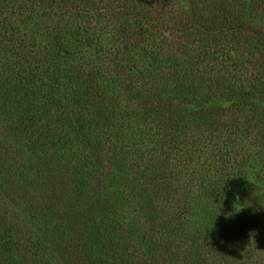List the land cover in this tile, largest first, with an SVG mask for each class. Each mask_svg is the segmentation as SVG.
Segmentation results:
<instances>
[{"label":"trees","instance_id":"trees-1","mask_svg":"<svg viewBox=\"0 0 264 264\" xmlns=\"http://www.w3.org/2000/svg\"><path fill=\"white\" fill-rule=\"evenodd\" d=\"M174 1L0 0V24H3L0 46H9L7 53L11 54L7 56L5 52L0 58V70L3 74L12 73L11 79H3L0 75V131L7 133L9 138L0 139V264H196L198 258L201 264H227V253L218 250L217 246L221 244L213 243L214 240L191 238L185 234L178 237L177 229L185 222L192 189L198 187V177L204 175L194 169L188 180L173 185L168 178L160 176L163 174H157L159 176L147 178L148 181L140 184L147 174L163 172L169 161L175 160L154 149L141 155L146 164L142 170L133 173L131 180L126 179L129 186L125 189L121 183L127 161L124 149L134 144L120 146L124 130L119 132L113 127L111 116L98 106L106 102L117 108V99L113 95H120L117 90L121 91L122 81H110L105 72L101 73L103 67L91 60V55L77 60L70 51H65L63 63L53 64L52 61L49 64L53 69L50 74H41L43 71L37 66L47 65L44 56L47 54L38 51L44 47L43 42L36 44L38 36L52 41L62 51L66 49L63 47L66 38L60 35L64 33L60 28L51 29L59 34L52 38L51 34H40L28 27L38 24L36 27L42 30V24H66L74 16L117 20L112 33H98L85 26L79 28L81 32L76 31L79 37L76 43L83 42L88 49H94L100 62L102 59L110 61L121 53L119 45L110 47L104 40L110 35L114 43L122 45V55L129 58L127 62H136L130 57L129 46L125 45L126 35L131 37L133 32L148 40L152 35L163 38L161 29L165 24L173 23ZM187 2L192 6L190 14L195 15V2ZM257 5L256 11L264 14L263 6ZM229 15L235 14L229 12ZM199 27L201 31L193 30L185 37H196L188 46L194 54L198 51L194 48L205 45L203 52L199 56L183 52L188 58L184 65L197 67L201 63L200 56L203 59L215 56L213 61L227 70L228 77L233 72L237 81L255 83L261 89L260 95L264 96V29L241 22L228 24L226 29ZM45 29L49 30L48 26ZM176 35L169 33L168 38L172 41ZM165 39L156 45L159 52L145 51L146 59L157 67L146 69V76L140 73L138 81L157 76L155 72H165L163 58L170 51ZM184 45L183 42V49ZM40 55L45 58L44 62L36 59ZM30 57L29 63L25 58ZM17 59L25 61V70H16L19 67L15 62ZM179 64L183 66L178 63L168 67L174 76ZM256 69L259 74H255ZM99 81H106L114 88H101ZM157 82L153 79L149 82L150 87L156 88ZM125 87L134 91L131 84ZM250 87L257 90L255 85ZM108 90H112V96ZM96 96L99 104L93 103ZM150 96L146 94V98ZM244 96L243 99H247ZM249 107L245 103L232 105L221 112V116L231 118L230 124L242 135L234 134V140L228 136L226 141L214 144L219 149L215 153L220 154L224 164H227L224 156L230 155L228 150L240 148L244 136L255 138L264 148V133L253 134L256 127L245 125V111L248 109L251 113ZM159 109L158 104L152 107L158 115L159 126L163 127L167 123ZM52 113L65 114V118L59 124L45 123L44 118ZM249 117L253 123L254 118L250 114ZM177 123L172 125V131L176 135L182 134L185 127ZM209 132L214 135L217 131ZM173 135L170 134L171 142H175ZM75 144L79 145L78 154ZM234 153L238 155L236 151ZM151 161L156 164L147 165ZM186 165L190 166L187 161ZM114 167L120 173L119 177L113 173ZM133 185L139 187V195ZM161 193L168 194L172 205L167 200L169 210L166 214L152 215L149 201L151 197L160 199ZM65 197L72 200L66 201ZM259 203L264 205V199ZM245 214L239 211L233 215L240 219ZM245 220L247 218L239 221ZM129 221L139 222L137 231H133ZM142 228L148 230L140 238ZM146 238L149 240L147 247L152 243L155 252L151 254L150 248L147 259L141 262L139 246ZM227 250L235 252V247L230 245Z\"/></svg>","mask_w":264,"mask_h":264},{"label":"rangeland","instance_id":"rangeland-1","mask_svg":"<svg viewBox=\"0 0 264 264\" xmlns=\"http://www.w3.org/2000/svg\"><path fill=\"white\" fill-rule=\"evenodd\" d=\"M192 1L195 2L196 14H193L195 17L190 14L192 6L188 5L187 0L174 1L176 4L175 14L171 16L173 23L165 24L161 29L160 35H164L163 38L158 39L155 35H152V39L148 40V38L145 39L133 32H131V37L126 35L125 45L127 44L130 48V57L136 60V62L130 63L127 62L129 60L128 56L122 55L124 49L120 42L115 41L114 43L110 35H106L104 40H107L110 47L113 44L119 45L121 52L119 57H112L110 61L102 59L100 62L94 49H88L83 42L81 44L76 43V40L79 39L76 31L79 28L85 26L91 30L95 29L98 33H112L116 26L114 22L117 20L78 19L74 16L70 20L72 21L71 24L70 21L66 24H42V30H40V27H36L38 24H29L28 27L33 28L36 32L51 34L52 38L58 37L59 34L51 32V29L60 28L64 32L60 35L66 38L63 45L66 49L62 51V49L55 47L52 41H47L45 37L38 36L36 44L39 42L44 44V47L38 49V51L48 55H44L46 56L47 65L44 67L40 64L38 66L34 65L41 68V71H43L41 74H50L53 69L50 68L49 64L52 61L53 64L63 63L65 51H70L74 53L73 55L77 60L81 57L88 58L91 55V60L99 64L98 66L103 67L101 73H106L110 81L121 80V91L117 90L120 95H113L117 99V108L113 103H111L112 106L106 102L99 104L97 96L94 98L95 102L93 103L99 104L98 106L103 107L105 112H108L111 116L110 124L114 125L113 127L119 129V132L124 130V138H120V146L131 147L134 144L131 148L124 149L127 161L123 167V170H125L124 179L121 181V183H124H122L123 187L127 189L129 185L126 179L131 180L133 173L142 170L145 166L146 160H141L143 153H147V151L151 153L152 150L159 149V153L171 155L175 160L169 161L166 170L164 168L163 172L153 173L152 175L147 174L145 178L141 179L140 184L143 185L147 178L151 179L159 176L157 174H163L160 176L168 178L173 182V185H179V183L185 182V179L190 178L189 174L194 169L207 177L206 179L204 176L198 177L200 179L199 185L196 189H192L191 199L187 203L185 222L180 229H177L178 237L185 234L191 238L214 240L213 243L221 244L217 246V249L227 253V256H225L227 264H264V205L259 203L264 199V148L255 141V138L244 136L240 148L235 147L228 150L230 155L224 156L227 161V164H224L223 161H220V154L215 153L219 150L218 147H214V144L226 141L228 136L234 140V134H239L230 124L231 118L221 116V112L226 111L232 105L236 107L238 104L245 103L251 106L249 107L251 113L248 109L245 111V125L257 128V130L256 128L253 130V134L258 133V131L261 134L264 133V96L260 95L261 89H258L255 83H241L237 81L233 72L228 77L226 75L227 70L220 66L218 62L213 61V58H216L215 56L207 59L200 56L201 63L197 67H191L184 65V61L188 62V58L183 54V52H186L199 56L203 52V46L205 45L194 48V50L198 49L194 54L188 46L196 37H185L191 34L193 30L201 31L199 26L209 29L216 27L226 29L228 24L241 22L242 24L257 25L264 29V14L256 11L257 4L262 5L264 8V0ZM229 12L235 15H229ZM2 25L0 24V28H2ZM45 26H48L49 30H46ZM79 31L81 32V29ZM169 33H176V39L170 41L168 38ZM115 35L117 36V33ZM201 37L206 38L205 36ZM164 39L165 45L167 44L170 49L168 55L163 58L165 72H155L158 77L151 76L146 81H138L137 78H141L140 73L146 76V69L153 70L157 67L156 64L154 65L149 62V59H146L145 51L159 52L160 50L156 48V45ZM197 39L199 38L197 37ZM182 41L186 45V47L184 45V49L182 48ZM206 43L203 42V44ZM8 50H10L9 46H0V58L3 57L5 52L7 56H10L11 54L7 53ZM68 57L70 58V56ZM36 59L41 62L45 61L42 55L36 57ZM25 60L30 63L32 59L30 57L25 58ZM167 60L172 65L183 63V66L179 64L180 67L177 69L178 73L175 76L168 70L171 64L167 63ZM15 62L19 65L17 71L20 68L26 69L25 61L17 59ZM194 62H197V60H194ZM254 72L259 74L257 69ZM0 75L3 79L12 78V73L3 74L1 70ZM160 78L165 79L161 80ZM153 79L158 81L156 88L150 87L149 82ZM125 80L128 81L125 83ZM100 84L101 88H114L106 81H99ZM130 84L134 88L133 92L130 89L126 90L129 87H125V85ZM251 85H255L257 90H252ZM108 91L109 95L112 96V90ZM146 94L151 95L149 99L146 98ZM244 95L247 96V99H243ZM250 96L252 97L249 98ZM63 104L67 105L66 103ZM157 104L161 107L159 110L162 113L163 121L167 123L163 127L159 126L158 115L152 110V107L157 106ZM249 114L255 120L253 123ZM64 118L65 114L52 113L44 118V122L59 124L61 119ZM209 122L211 123L208 124ZM175 123L184 125L185 128L182 134L176 135L175 131H172V125ZM208 125H212L213 128ZM121 126H124V128ZM211 130L217 132L211 135L209 132ZM2 132L0 131V139L9 140L7 133L4 132L3 134ZM171 133L174 134L175 142L169 141ZM239 136L242 135L239 134ZM78 147L79 145L75 144V153L77 154ZM235 151L238 155L234 153ZM153 154L155 156V153ZM150 157L149 159H152ZM186 161L190 166L186 165ZM150 164L155 165L156 162L147 163V165ZM112 171L118 177L120 176L115 167ZM92 176L94 177L95 174L92 173ZM202 180L205 181L200 186ZM133 188H136V193L139 195V187L133 185ZM159 196H161L160 199L151 197L149 201L152 207L151 213L156 216H164L169 210L167 200L171 202V205L172 201L167 198L168 194L163 195L161 193ZM65 199L66 201L72 200L69 197H65ZM176 199L177 197H174V200ZM146 203L148 202L146 201ZM239 211L246 213L240 219L247 218V220L239 221V218L234 217L233 214ZM21 217L29 222L25 216ZM129 224L133 231H137L140 226L139 222L129 221ZM147 230L142 228L140 238L144 236L143 233ZM147 241L149 242L147 238L143 242L140 241L138 255L143 258L141 262L147 259L150 248L152 250L151 254L155 252L152 243L151 247H147ZM230 245L235 247V252L227 250ZM196 262V264H201L199 258Z\"/></svg>","mask_w":264,"mask_h":264}]
</instances>
